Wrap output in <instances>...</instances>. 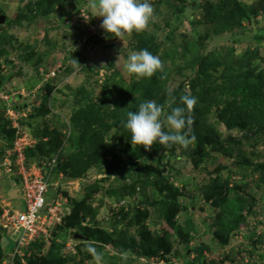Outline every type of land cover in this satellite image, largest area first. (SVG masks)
Instances as JSON below:
<instances>
[{
  "label": "rangeland",
  "instance_id": "obj_1",
  "mask_svg": "<svg viewBox=\"0 0 264 264\" xmlns=\"http://www.w3.org/2000/svg\"><path fill=\"white\" fill-rule=\"evenodd\" d=\"M28 1L0 0V11L7 15L5 24L0 26V48L4 47L7 52L0 59V110L8 103L12 110L17 106L19 110L14 115L22 120V124H19L20 130L15 129L31 140L32 127L28 124L34 121V109H38L40 93L45 85L52 86L50 95L58 94L59 101L68 96L67 104L70 106L76 100L73 94L76 89L93 87L94 92L98 93L100 85L108 80L114 87L111 102L118 91H124L119 88L123 83L137 80L135 75L125 73L124 64L130 53L147 49L145 45L155 50L151 53L162 61L163 71L166 72L165 88L168 86L170 90L192 76L206 56L216 58L221 63L236 64L235 71L239 70V64L245 62L242 57H251L264 70V38L254 37L264 32V0H238L241 12L250 16L239 17V14H235L237 7L234 6L230 10H235L234 14L224 15L223 19L219 8L213 7L219 0H150L154 14L147 29L141 33L133 32L123 41L106 34L101 28L103 18L93 16L89 6L91 0H61L49 9L48 18L40 17L32 22L25 17L24 4ZM181 4L185 8L176 19ZM44 6L47 7V3ZM58 12L64 13L62 20ZM20 15L23 16L22 23L17 20ZM238 22L245 28L246 38L236 42L230 35L234 30H239ZM147 39L145 43L143 40ZM32 47L34 57L28 60L26 56ZM223 69V66L218 68L217 75ZM90 80L97 82L89 85ZM127 87H130V83ZM183 91L190 93L191 90L185 86ZM166 92L169 93V90H165L164 94ZM179 95L171 100L166 97L165 104ZM4 97L9 99L8 103H2ZM170 110L166 109L165 114ZM70 111L71 108L68 109L66 105L53 109V113L59 114L47 116L50 127L59 128V124L65 123L70 116ZM128 112L124 110L123 113L119 109L117 115L125 117ZM8 116L6 118L11 121ZM217 129L223 142L222 150L211 151L210 144L193 142L187 148L179 144L168 147L154 144L152 150L147 151L148 159L145 163L139 162L140 165H151L155 171L162 170L164 175L161 181L155 176L152 188L157 196L148 205L141 201L144 195L138 193V188L120 199L108 197L105 193L110 188L109 184L118 185L121 177L114 169L109 171L107 162L124 149L133 147L131 142L130 146H121L123 141H120L119 128L112 125L100 143L101 155L80 178L68 176L63 171L54 178L51 173L47 203L53 206L54 202H60L65 216L71 217L72 222L68 223L67 229L51 233L40 254L47 256L50 246H53L52 253L67 260L64 264H264V135L254 143L253 132L228 130L223 125ZM185 131L189 133L187 129ZM228 136L241 141L236 146L238 157L229 152L230 145L224 142ZM1 142L8 146L5 141ZM60 151L61 156L71 152L72 148L66 146ZM201 151L210 153L201 158L198 155ZM172 154L178 158L171 157ZM129 176L125 179L126 183L135 178L133 174ZM5 179L8 183L7 176ZM97 183L101 188L89 194L88 185L95 186ZM4 192L5 188L0 189L2 198L9 201V194L6 197ZM84 198L87 204L99 208L93 221L86 217L78 224L70 214L75 204ZM123 199L124 208L128 207L124 210L130 215L115 225L119 232L124 231L122 237L121 233L112 232L115 221L111 218H120V212L112 214L113 207L107 206L117 205ZM10 201L13 202L12 207L24 209L20 193L15 201ZM161 202H166L168 206L167 218H159L155 213L156 208H153ZM135 212L145 216L143 224L151 236L155 235L161 242L169 240V244L157 253L149 250L151 254H148L141 246L145 238L140 234L138 223L142 220L137 217L130 219ZM237 217L241 218L237 227H230ZM129 220L133 223L122 229ZM97 228L112 232L114 241L130 240L133 245L125 251L113 242L96 245L84 232ZM165 231L171 232V238L166 236ZM73 233L84 237L73 238ZM9 238L10 244H14L16 237ZM90 248L99 254V260ZM196 248H202V254L196 252Z\"/></svg>",
  "mask_w": 264,
  "mask_h": 264
},
{
  "label": "trees",
  "instance_id": "obj_2",
  "mask_svg": "<svg viewBox=\"0 0 264 264\" xmlns=\"http://www.w3.org/2000/svg\"><path fill=\"white\" fill-rule=\"evenodd\" d=\"M237 1L238 0H219V3L213 5V7L219 8V14L220 17L222 16V19L224 15L231 16L234 14L233 12L235 10L230 11L234 6L237 7L235 14H239V17H249V14L241 12V8ZM56 2L60 3L61 0H31L25 2V17L29 22L40 17L48 18L49 9L52 8ZM46 3L47 7L44 6ZM184 8L185 5L181 4L179 12L175 16L176 19ZM76 10L77 8L74 9V11ZM1 13L5 14L0 11V14ZM58 14V17H60L59 19L62 20L64 13L58 12ZM254 14L253 12L252 15ZM6 19L7 15L3 24H5ZM17 20L19 23H22L23 16L20 15ZM3 24H0V26ZM237 24L239 30H234L230 35V38L236 42L241 41L242 38L244 40L246 38L244 32L245 28H243L239 22ZM254 37L263 39L264 32H259L255 34ZM148 40L149 39L143 41L147 43ZM145 46L149 52L155 51L150 49V46ZM33 49L34 47L31 48L32 51L26 56L28 60L34 57ZM6 55V49L4 47L0 48V59ZM242 58L245 59V62L239 64L240 66L237 68L239 70L235 71L234 68L236 64L221 63L220 60L216 58L206 56L201 59V62L198 64L192 76L186 77L175 89L171 90L168 86L165 88L166 72L163 70L158 71L150 79L137 78V80H135L132 77L133 80L129 82L130 87H127L129 83H123L119 88L124 89V91H118L111 102L110 99L113 97L112 89H114V87L111 86L108 80H105L103 84L100 85L101 88L98 93L94 92L93 87L87 90L82 88L76 89L73 92L74 96H76V100L74 99L75 101H73L70 106L67 104L69 100L68 96L59 101L58 94L55 95L52 93L50 95L52 86L45 85L40 93L38 109H34V121L32 124H28L32 127L31 134L36 140V146L34 149H26V164L29 165L32 162H40L41 159L51 158L59 152L60 148L62 150L63 147H71V152H67L61 156V151L57 153V164L52 176L55 178L59 171H63L68 176L80 178L89 166L101 155L100 143L103 142L104 134L110 130L112 125H116L119 128L120 141H123L121 146H130L131 133L124 127L127 116L119 117L117 115L119 109H122L123 113L124 110L135 111L138 109L140 103L153 100L158 105H162L165 112L166 109L169 108L178 106L184 107V105L180 103V97L183 95H191L197 98V104L190 113L193 120L191 130L187 134L190 143L198 142L200 144H210L212 148L211 151L222 150L223 142L221 141V136L217 129L219 125H223L228 130L235 129L243 132H253V142L257 143L264 135V70L259 68L256 59L251 57ZM36 66H38V64ZM221 66H223L224 69L217 75L216 71ZM1 67L2 64L0 62V71ZM93 82L96 84L97 80H90L88 83L90 85ZM185 86L189 87L191 90L190 93L183 91ZM165 90H169V93L166 92V94H164ZM178 95L179 97L174 101H171L167 105L165 104L164 101L166 97L171 100L172 97ZM62 105H66L68 109L71 108L70 116L67 117L65 123L59 124V128H51L47 116L51 113L53 116H58L59 113H53V109ZM123 118L124 121H122ZM21 121L22 120L19 119L20 124H22ZM65 129H67V131ZM77 130H79L78 134H76ZM163 130L168 131L166 128ZM14 137L15 128L10 125L9 120L3 117V113L0 111V144L3 143L1 141H5L9 146ZM225 141L230 145L229 152L238 157L239 152H237L236 146L239 145L241 141L234 136H228L224 142ZM83 144L85 146H83ZM3 149L4 146H0V153ZM35 152H38L39 155ZM147 153V150L141 145L134 144L131 149H124L107 162L106 165L109 171L114 169L121 176L118 185L113 186L109 184L110 188L105 192L108 197L115 196V198L118 199L124 198L127 194L130 195L138 188V193L144 195V200H141L143 204L146 203L149 205L152 200L156 199L157 194L152 188V183H155V176L161 181L164 175L162 170L155 171L151 165H140L139 162L145 163L147 161ZM209 153L210 152L201 151L198 155L204 158L208 156ZM124 157L125 159H123ZM171 157L178 158V156L174 154H172ZM67 167L70 168V171L67 170ZM132 174L135 178L132 179V182L126 183L125 179L127 177L129 178V175ZM15 180L17 181V179ZM88 187L90 188L89 194H94L95 191L101 188L100 183H97L95 186L89 184ZM167 200L169 201L168 197ZM86 201V198H84L77 202L75 207H73L72 214H70L74 216L78 224H81L86 217H88L90 221H93L99 208V206L87 204ZM167 203L170 205L169 202ZM157 205L158 207L153 206V208H156L155 213L158 214V217L167 218L169 214L166 208L168 207L166 202H161ZM115 212L116 210L114 213ZM118 212H120V218H111L113 222L115 221L114 227L130 215V213L123 208H119ZM135 217L142 220L138 223L141 227L139 229L140 234L145 238V240H141V246L144 250H147L146 252L148 254H151L149 250L153 253H157L159 249L169 244V240L161 242L155 235L151 236L149 231L144 227L143 220H145V218L143 219V217L145 216H143L142 213L135 212L130 219L134 220ZM237 219L231 223L230 227H237L238 221L241 218L237 217ZM132 220H129L126 225H123L122 229L131 225L133 223ZM69 222H72L71 217H63L62 222L53 226L50 232L55 233L58 229L59 231L67 229ZM218 231L219 229L217 228V232ZM112 232L114 234L121 233L120 236H124V231L121 230V232H119V229L116 227L112 229ZM220 232L223 233L222 231ZM84 233L89 237V240L95 241L96 245H104L108 242H113L116 246L120 245L122 251H125L133 245L130 240H128V242L126 240H121V242L112 240L111 237L113 233L111 235V233L101 228L89 229ZM165 233L167 237L171 238V232L165 231ZM7 234L8 230L0 228V264H2L8 252L11 251L15 245V242L14 244H10L11 240ZM45 241L47 240L42 239L40 234L37 235L36 240L28 247L31 253L27 257V264H64L67 262V260L58 258L52 253L51 247L53 246H50L47 256L40 254L44 249ZM200 250L202 251V248L195 249L196 252L202 254ZM106 256L107 255L102 256L101 258ZM13 264L21 263L19 259H15ZM212 264H214V262H212Z\"/></svg>",
  "mask_w": 264,
  "mask_h": 264
},
{
  "label": "clouds",
  "instance_id": "obj_3",
  "mask_svg": "<svg viewBox=\"0 0 264 264\" xmlns=\"http://www.w3.org/2000/svg\"><path fill=\"white\" fill-rule=\"evenodd\" d=\"M89 6L92 10L93 16L103 18L101 28L105 31V33L110 34L113 37L120 38L122 41L125 36H131L133 32L141 33L146 30L154 14V8L153 5L150 3V0H91ZM162 70L163 64L160 58L149 52L147 49H142L140 51H134L130 53L127 62L124 64L125 73L130 76L135 75L138 79H150L154 74ZM8 100L9 99L3 100L2 103H8ZM180 103L184 105V107L178 106L171 108V111L168 114H165L164 107L162 105H158L153 100L142 102L139 104L138 109H136L135 111H129L127 114L126 122L124 123V127L131 133V144L141 145L147 151H151L152 146L154 144H160L165 147L179 144L187 148L190 141L187 138V131L185 130H191L193 120L190 116V113L194 109V106L197 104V98L191 95H183L180 97ZM6 108L7 107L5 105V107L0 110L3 113V117L5 118L7 116ZM14 110L18 112L19 109L17 108V106H14ZM9 122L11 124V121ZM165 127H167L168 131L163 130ZM12 142L9 146L12 145ZM1 146L4 145L2 144ZM9 146H4V149L1 151L0 156L4 153V150ZM42 160L43 159H41L40 161ZM60 173L61 171H59V174ZM2 181L5 182L7 181V179L1 180L0 183ZM9 181L11 182L10 179ZM13 186L19 188L17 196L18 193H20L22 196L19 182L15 181L13 183ZM2 187L3 186L0 184V189ZM1 202L2 204H7L11 209L19 210L12 207L11 203L9 202H5L4 200L0 199V203ZM47 206H49V204L46 200V207ZM46 207L44 208V210L46 209ZM107 207H113L112 210H116V212L119 208L125 209V205H122L117 208H115L113 205H108ZM127 209L128 207L125 210ZM0 228H2V226H0ZM7 236L12 238L14 237V235L10 234V231H8ZM36 237L37 235L31 243L36 240ZM48 237H51V232ZM48 237H44L43 235H41V238L44 240H47ZM28 250L31 251L29 248ZM90 251L93 252L97 260L100 259L99 254L95 253V249L90 248ZM16 259L19 258L17 257Z\"/></svg>",
  "mask_w": 264,
  "mask_h": 264
},
{
  "label": "built area",
  "instance_id": "obj_4",
  "mask_svg": "<svg viewBox=\"0 0 264 264\" xmlns=\"http://www.w3.org/2000/svg\"><path fill=\"white\" fill-rule=\"evenodd\" d=\"M4 99L6 100L5 97ZM10 106L8 104L6 108V115H10L11 118L8 117L11 120L12 127L18 128L20 118L15 117L14 113L16 111L12 110ZM35 144L36 142L33 138L32 140L28 139L26 135L15 129L12 145L7 147L0 156V181L5 179V176L13 183L17 179L24 202L23 210H14L7 204L0 203V226L8 229L10 234L16 237L14 248L7 254L2 264H13L17 257L21 264H27V257L31 253L28 247L35 239V236L40 234L48 237L51 228L55 224L61 223L62 217L66 213L58 201L54 202L53 206L49 205L46 207V193L50 185L49 178L57 164V154L51 158L43 159L39 163L26 164L25 151L27 148L34 149ZM54 184L56 185V182ZM124 202V200H121L114 207L125 205L122 204ZM45 207L46 209L44 210ZM111 213L113 214L114 212L112 211ZM108 215L109 217L112 216Z\"/></svg>",
  "mask_w": 264,
  "mask_h": 264
},
{
  "label": "crops",
  "instance_id": "obj_5",
  "mask_svg": "<svg viewBox=\"0 0 264 264\" xmlns=\"http://www.w3.org/2000/svg\"><path fill=\"white\" fill-rule=\"evenodd\" d=\"M2 144H0V146H1ZM16 184H17V182H16ZM2 188L1 189H3V188H5V196L6 197H8L7 195L13 190V189H15V188H17L16 186H13V183H11L10 181H8V183H7V181H5V182H2ZM0 199H2V200H4L5 202H9V203H13V202H11L10 201V198L8 197L7 199L9 200V201H6V199H3L2 198V195H0ZM13 201H15L16 200V198H14V199H12Z\"/></svg>",
  "mask_w": 264,
  "mask_h": 264
},
{
  "label": "water",
  "instance_id": "obj_6",
  "mask_svg": "<svg viewBox=\"0 0 264 264\" xmlns=\"http://www.w3.org/2000/svg\"><path fill=\"white\" fill-rule=\"evenodd\" d=\"M5 21V14H0V24H3ZM19 188H15L13 189L10 193H9V197L10 198H15L17 196V192H18ZM73 238H82L84 237L83 235L77 234V233H73L72 234Z\"/></svg>",
  "mask_w": 264,
  "mask_h": 264
}]
</instances>
